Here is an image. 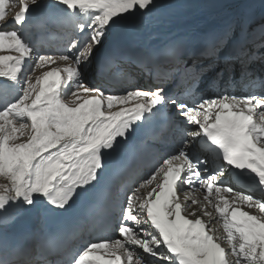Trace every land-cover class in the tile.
Instances as JSON below:
<instances>
[{
  "label": "snow or ice",
  "instance_id": "snow-or-ice-1",
  "mask_svg": "<svg viewBox=\"0 0 264 264\" xmlns=\"http://www.w3.org/2000/svg\"><path fill=\"white\" fill-rule=\"evenodd\" d=\"M12 3L0 0V209L66 211L101 183L106 158L123 151L139 125L168 105L173 151L137 187L109 192L100 227L119 238L85 243L69 264H264V95H202L197 103L161 87L130 85L113 94L85 83L83 70L113 26L150 11L155 0H52L73 29L66 54L58 56L38 54L17 28L6 27L22 28L40 0H18L14 15ZM251 40L242 21L231 22L204 33L198 48L173 43L166 54L183 61L186 71L191 67L195 79L228 84L236 63L247 73ZM33 59L48 70L25 78ZM10 88L17 91L7 97ZM197 140L215 167L193 158L189 149ZM229 173L251 185L235 191L224 184ZM208 207L224 236L209 226Z\"/></svg>",
  "mask_w": 264,
  "mask_h": 264
},
{
  "label": "bare ground",
  "instance_id": "bare-ground-1",
  "mask_svg": "<svg viewBox=\"0 0 264 264\" xmlns=\"http://www.w3.org/2000/svg\"><path fill=\"white\" fill-rule=\"evenodd\" d=\"M239 1L240 0H193L191 3H189L188 1L182 0L178 4H174L172 6L170 5L171 7L163 6L160 8H153L150 11L144 13L143 15L128 17L124 21H121L118 25L113 26L112 30H110L108 34L107 39L104 41V44L97 48L96 51L93 53L90 64L83 70V80L88 85L93 87H99L105 90V92L119 94L127 87L120 88L118 92L115 93L109 85L99 80V76L97 74L103 61L108 60L111 65L110 73L116 74L117 70H114V67L119 66V68H121L119 71H125L127 67V64L123 62L122 59L127 47H130V43H134L138 46L143 44L147 46L151 45V48L153 49L155 48L156 44L163 45L173 43L201 42L203 34L215 30V25H220L221 23H230L231 20L235 21L237 19H234V17L237 15L236 12ZM242 1L244 0H241V2ZM16 11H18V0H13V3L10 4L9 12L10 14L14 15ZM246 13L247 12H244L243 14ZM243 16L244 15L238 17V19L240 20V18H242ZM57 20L64 21L59 11L55 7H53L52 0H40L39 5L31 9L30 13L28 14L27 20L22 28L11 23H9L6 27L8 29L17 28L23 38L24 34H27V37L24 39L31 44V46L37 51L38 54L58 56L66 54V42H69V36L72 34L73 31L72 28L63 30L62 33L64 35V38L61 43H57L55 44V46L50 45L48 47L40 48L38 44L35 43L37 41V35L39 32L60 31L54 30L53 27L54 22H56ZM207 20L213 21V24L210 27L204 29L203 31L205 32L193 36L195 33L199 32V26L201 22ZM239 20L237 22H239ZM253 20L255 21L252 24L250 21H247L246 23L248 25H245H247L246 29L252 34V40L250 41L248 47L254 54L251 56L250 61L247 63V73L241 71L240 63H236L235 68L230 71L228 80L234 84L240 82L242 85L247 80L249 82H252L254 75L259 71H261L262 75H264V38H262L261 36L262 26H264V14L254 17ZM124 33L126 34L123 37ZM223 56L224 53L222 52L221 57ZM253 58H255V60ZM34 61L35 59L28 61L25 65L26 69L30 68ZM177 63L178 64H174V66L175 68H179L180 73L179 76H175L173 78H176V80H178L179 85L175 87V89L171 92L170 95H173V93L179 91H181L182 93L189 92L190 97L199 100L202 95L207 97V94H212V96L224 95L225 93H227L228 95L233 94L230 93L228 90H224L223 92L219 91V88L222 86H220L221 84H219L218 82L216 83L218 87L214 86V84H211V86L204 91L200 92L198 90H193L190 83L192 81L201 82L204 79H195L194 70L189 67L186 71L184 68L183 61H178ZM189 64H191V60H189ZM46 70H48L47 67L43 69L37 68V72L34 71L35 74L33 73V78L40 76L42 72ZM166 70H172V67ZM135 72L136 78H138V80L130 82L129 79V82L126 83V85L129 84V86L131 85L144 89L158 87L159 82L147 80L150 71H148V75H145L144 77L142 76L146 73L145 69H135ZM122 75L123 74H118L117 77H124ZM2 81L3 78H0V84H2ZM185 81L188 82L185 83ZM206 81L208 82V79ZM182 82L183 85H181ZM170 84H174L175 86L174 82H170ZM167 87L168 85L161 86V88L164 89V92L168 90ZM16 91L17 89H14L12 92L9 90V93L10 95H14ZM245 93L246 92H242L240 95ZM68 99H71V96ZM168 138H170V141L177 140L173 123L171 125ZM197 141L195 142V145L193 147H190L189 149L193 158L198 157L200 159H209V168L215 167V165L212 163V160L209 158V155L204 154L200 151ZM149 157L150 162L148 164L144 166H138L136 168V170L138 169L137 172H134L131 176L125 178L122 182H120L116 189L125 188V182L130 183L133 180L138 181L139 178H143L145 171L149 168L153 169V166L156 164V162L161 159V152H152ZM223 180L224 184L227 186L233 187V183L235 186V188L233 187L235 191H244L246 190V187H249L251 185V181L241 182V184L243 185L235 184L233 182L232 173L225 175L223 177ZM2 182L4 183L5 181L2 179ZM135 184L138 185V183ZM184 190L187 191V187H185ZM204 194L205 193L203 191L198 192L196 194V197L202 200ZM244 210L254 211L249 210L246 207L244 208ZM208 211L213 213V218L209 226L214 227L216 225L218 227H221L220 236H224L225 234L223 232L222 222L216 217L214 208L208 207ZM57 216V210L49 211L48 209L40 208L39 206L30 210H26V212L24 213H22L13 206H8L6 209H0V245L2 244V246L0 247V259L3 256H6V254H3V249H14V247L18 244L24 243L25 238L28 236H34L33 238H35V235L37 233H40L44 229H46L45 223L49 220L56 218ZM202 218L206 221L209 219L208 217L203 216ZM17 233H21V236L19 238L12 239V241H9L7 245H3V242L7 238L6 236L12 237ZM214 234L217 235L216 233ZM101 238L117 239L119 238V236L111 231L110 234H108V232H103V237ZM220 242L225 241L221 240ZM32 243L34 244L33 239L30 241V244ZM35 247L39 248L38 245H36ZM75 250L76 253L79 251L78 249ZM75 250L73 249V251ZM76 253L71 252V254H67L72 257ZM17 257L21 260L12 264L43 263L37 262L36 259H33L32 253L29 251L27 253H22ZM10 262L11 261L6 264H10ZM44 264L53 263L47 261Z\"/></svg>",
  "mask_w": 264,
  "mask_h": 264
},
{
  "label": "rangeland",
  "instance_id": "rangeland-1",
  "mask_svg": "<svg viewBox=\"0 0 264 264\" xmlns=\"http://www.w3.org/2000/svg\"><path fill=\"white\" fill-rule=\"evenodd\" d=\"M182 0H155V4L154 6L151 8H160V7H171L172 5L174 4H178L180 3ZM183 1H188L189 3H191L193 0H183ZM247 0H244L241 2V0L238 2V7H237V12H236V16L234 17L235 18H238L241 14V8L244 6V2H246ZM171 5V6H170ZM189 6H192V5H189ZM8 7L10 8V5H8ZM245 8H253V9H258L260 7H264V0H250L249 4L247 6H244ZM231 22H234V20H231ZM230 22V23H231ZM213 24V21L211 20H207V21H204V22H201L200 26H199V32L195 33L193 36L195 35H198L202 32H205L203 31L204 29L210 27L211 25ZM224 23H221L220 25H215V28L217 29V27H221L223 26ZM66 44H68V42H66ZM31 69H35L34 71L37 72V68H36V62L34 61V63L31 65L30 68L26 69V75H25V78H27L28 75H31L32 77L34 76L35 72L34 71H31ZM34 73V74H33ZM66 99L70 98V93L67 97H65ZM174 146V145H173ZM150 174V172L148 173ZM147 174V175H148ZM0 183H3L2 182V179H0ZM233 187L235 188L234 184L232 183ZM132 188H135L137 187L136 185L134 184H131ZM196 187H199L198 185ZM199 192H202V191H199ZM198 192L195 193V196ZM191 207H197L195 205H192ZM191 207L188 209V211H191ZM26 211H22V213H24ZM18 214V213H17ZM9 219V218H7ZM218 226H214V227H211V228H214L215 229V233L220 236V232H221V227H218ZM1 228V227H0ZM18 235V236H17ZM118 235V234H117ZM21 236V233H17L15 235H13L12 237L11 236H6L7 238L5 239V241L3 242V245H7L9 243V241H12V239H17ZM225 247H226V242H221ZM2 246V244L0 245V247Z\"/></svg>",
  "mask_w": 264,
  "mask_h": 264
}]
</instances>
